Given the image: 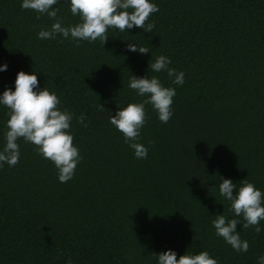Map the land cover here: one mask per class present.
Masks as SVG:
<instances>
[{
    "label": "trees",
    "instance_id": "trees-1",
    "mask_svg": "<svg viewBox=\"0 0 264 264\" xmlns=\"http://www.w3.org/2000/svg\"><path fill=\"white\" fill-rule=\"evenodd\" d=\"M22 2L0 0V66H8L0 95L15 91L20 71L35 72L40 89L73 114L82 160L61 183L51 161L18 141L19 163L0 168V264H158L168 250L177 259L207 251L218 264H258L264 221L259 234L238 224L247 253L218 237L212 221L237 218L219 194L221 178L237 190L247 178L264 192V0H151L159 8L152 33L109 29L105 45L39 39L54 21ZM54 7L63 26L79 22L70 0ZM129 43L150 52H131ZM160 55L185 73L182 86L149 70ZM132 75L157 76L177 93L167 124L146 105V159L110 123L119 108L147 98L128 87ZM7 112L0 105V150ZM81 114L87 127L77 123Z\"/></svg>",
    "mask_w": 264,
    "mask_h": 264
},
{
    "label": "clouds",
    "instance_id": "clouds-1",
    "mask_svg": "<svg viewBox=\"0 0 264 264\" xmlns=\"http://www.w3.org/2000/svg\"><path fill=\"white\" fill-rule=\"evenodd\" d=\"M60 0H23L22 9L37 13V19L47 16L54 23L49 29H41L39 39H56L60 34L64 39L71 38L79 43H89L99 40L105 45L108 42V30L118 29L129 32L134 28L152 33L154 22H149L151 16L159 11L158 6L151 0H70L71 14L79 18L74 26H63L58 19L59 9L54 6ZM131 52L149 53L146 47H138L133 43L127 45ZM171 59L160 55L149 64V70L160 73L167 72L172 83L182 86L185 83V73L170 68ZM7 64L0 66V72L6 71ZM128 87L140 97H147L140 103H129L111 115L110 123L123 135L124 142L134 150L137 159H146L148 148L139 143L141 129L147 123L146 105H151L158 114L159 120L167 124L173 117L172 105L176 96V89L165 87L157 76L139 78L132 75ZM0 105L8 109L9 119L5 125V145L0 150V168L7 164L15 167L20 159V145L23 140L34 146V150L44 159L51 161L58 170V179L67 183L75 176L76 169L82 160L80 150L74 144V135L71 132L73 114L60 109L59 97L46 87L40 89L38 75L20 71L15 80V91L8 88L0 95ZM104 108L103 104L101 105ZM85 115L81 114L77 123L84 127ZM154 144V141H149ZM219 194L230 202V211L235 217L229 220L224 214L217 215L212 221L215 234L229 244L237 253H247L250 245L242 240L237 231L238 224L244 230L254 228L259 234L264 221V192L254 183L244 179L237 190V184L231 179L221 178ZM215 190V186L211 192ZM158 257V264H218L207 251L199 254H185L177 259L173 250L162 252ZM67 264H72L71 259ZM258 264H264V255L258 258Z\"/></svg>",
    "mask_w": 264,
    "mask_h": 264
}]
</instances>
